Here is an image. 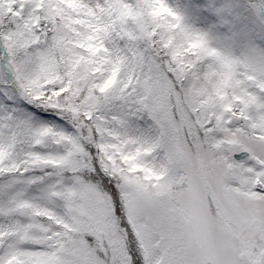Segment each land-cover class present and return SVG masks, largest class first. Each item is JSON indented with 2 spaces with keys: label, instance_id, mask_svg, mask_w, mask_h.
<instances>
[{
  "label": "snow or ice",
  "instance_id": "6c2138e0",
  "mask_svg": "<svg viewBox=\"0 0 264 264\" xmlns=\"http://www.w3.org/2000/svg\"><path fill=\"white\" fill-rule=\"evenodd\" d=\"M0 264H264V0H0Z\"/></svg>",
  "mask_w": 264,
  "mask_h": 264
}]
</instances>
